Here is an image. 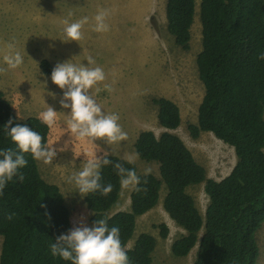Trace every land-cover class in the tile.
Masks as SVG:
<instances>
[{
  "label": "trees",
  "instance_id": "1",
  "mask_svg": "<svg viewBox=\"0 0 264 264\" xmlns=\"http://www.w3.org/2000/svg\"><path fill=\"white\" fill-rule=\"evenodd\" d=\"M196 0H166L167 30L175 43L190 49ZM203 49L197 58L205 96L198 122L188 126L194 139L212 133L235 149L237 163L221 181L208 178L183 139L173 131L182 124L179 106L165 97L153 98L159 124L166 131L157 136L143 131L135 142L138 157L159 165L160 176L138 173L135 163L108 155L111 163L101 167V183L111 184L86 196L92 211L91 224L105 219L119 228L121 246L134 239L137 220L160 203L162 187L167 193L163 206L170 218L185 231L172 245L176 257H187L197 248L194 264H257L260 258L258 232L264 226V0H201ZM50 76L51 63H41ZM11 126L27 125L48 145L51 127L38 117L21 120L12 103L0 91V148L15 149L8 136ZM26 166L18 170L0 195V264H71L53 257L50 245L71 229V213L60 187L46 181L38 160L25 153ZM122 164L140 177L131 193V210L112 213L122 191L113 165ZM22 175L23 179L18 177ZM204 184L209 205L203 215L189 188ZM11 216V219L8 217ZM162 238L169 228L161 225ZM157 239L143 233L126 249L129 264H154Z\"/></svg>",
  "mask_w": 264,
  "mask_h": 264
},
{
  "label": "rangeland",
  "instance_id": "2",
  "mask_svg": "<svg viewBox=\"0 0 264 264\" xmlns=\"http://www.w3.org/2000/svg\"><path fill=\"white\" fill-rule=\"evenodd\" d=\"M200 3L201 0H196L190 49L184 50L167 30L166 0H0V91L21 120L39 117L47 105L58 112L48 146L54 144L53 147L59 149L67 143V149L58 151L50 163L38 160V164L43 178L58 185L64 194L71 213V229L81 224L92 226L93 213L86 204V196L81 198L70 179L87 160L95 156L103 158L105 152L126 160L132 156L131 162L137 165L140 175L150 168V173L160 176L159 165L141 160L135 151V142L141 132L151 130L160 136L166 131L159 124L153 98L165 97L179 106L182 124L173 132L183 139L206 169L208 178L221 181L234 169L237 157L233 147L212 133H203L194 139L188 130L190 124L198 122L199 107L205 96L197 65L203 49ZM100 9L108 10L107 32L93 30V18ZM84 16L89 20L81 30V39L64 42L65 21L75 22ZM13 40L16 50L23 56V63L8 69L4 56L9 52L7 43ZM89 56L95 61L91 66H100L105 72V80L89 89V93L105 114H118V123L127 134L121 142L96 141L97 147L87 140L76 139L67 131L68 117L64 113L68 110L60 107L63 93L41 68L44 60H48L53 69L56 63L69 59L76 64H86ZM133 189L122 188L112 213L131 210ZM188 191L205 215L209 197L204 184ZM166 193L164 186L158 206L138 218L134 239L126 249L134 246L139 235L149 233L158 242L153 254L154 264H194L198 247L184 258L172 252L173 243L185 231L165 211ZM163 224L169 228L167 239L161 235ZM257 240L261 252L257 264H264V226ZM2 243L0 236V255Z\"/></svg>",
  "mask_w": 264,
  "mask_h": 264
},
{
  "label": "clouds",
  "instance_id": "3",
  "mask_svg": "<svg viewBox=\"0 0 264 264\" xmlns=\"http://www.w3.org/2000/svg\"><path fill=\"white\" fill-rule=\"evenodd\" d=\"M108 16L107 9L98 10L94 16L93 30L96 32H107L109 25L106 23ZM89 18L84 16L75 22L65 21L63 29L64 42L79 41L82 36V28L88 23ZM9 52L4 56V62L8 69H15L23 63L22 54L16 50L15 41L7 43ZM264 59V53L259 57ZM94 59L87 57V63L76 64L72 59L58 62L53 67L50 80L63 93L60 99V107L68 110L64 113L67 119V131L73 134L78 140H87L88 143L97 145L96 141H103L105 144L118 143L126 139L127 134L121 129L118 123L119 116L116 113L105 114L101 106L93 99L89 93L99 82L105 80V72L102 67L94 65ZM109 91L110 86L105 85ZM96 91H99L97 88ZM52 95V94H51ZM53 98H55L53 96ZM57 111L47 105V109L39 113L40 121L48 127H52L57 118ZM12 125L9 120L5 125L11 142L15 149L0 148V195L9 181L17 176L18 170L26 166L28 161L25 153L31 154L34 160H40L45 164L50 163L57 156V152L67 149L64 147L56 149L52 144H42V136L27 125ZM131 162L134 157H128ZM111 160L108 153L103 154V158L95 156L87 160L83 167L77 171L70 179L76 186L81 198L91 192L100 191L101 194H108L112 191V185L101 183V167L108 165ZM120 177L122 188L132 187L136 191L140 183V177L135 170L125 168L122 164L113 165ZM151 172L146 168L144 175ZM20 180L23 176L18 177ZM11 219V216L8 217ZM119 228L109 227L105 219L95 220L91 227L79 225L73 227L66 233H61L56 237L55 242L50 245L53 257L59 256L71 264H129L125 249L121 246Z\"/></svg>",
  "mask_w": 264,
  "mask_h": 264
}]
</instances>
